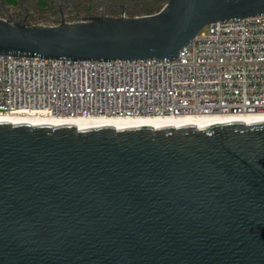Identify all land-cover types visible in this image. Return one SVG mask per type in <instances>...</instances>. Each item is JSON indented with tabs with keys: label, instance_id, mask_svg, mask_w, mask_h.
<instances>
[{
	"label": "water",
	"instance_id": "95a60500",
	"mask_svg": "<svg viewBox=\"0 0 264 264\" xmlns=\"http://www.w3.org/2000/svg\"><path fill=\"white\" fill-rule=\"evenodd\" d=\"M264 0H169L151 16L27 26L0 56L174 60ZM0 264H264V123L74 127L0 122Z\"/></svg>",
	"mask_w": 264,
	"mask_h": 264
},
{
	"label": "built area",
	"instance_id": "2783aa9c",
	"mask_svg": "<svg viewBox=\"0 0 264 264\" xmlns=\"http://www.w3.org/2000/svg\"><path fill=\"white\" fill-rule=\"evenodd\" d=\"M256 113L264 114V15L207 25L174 60L0 56V116L167 118Z\"/></svg>",
	"mask_w": 264,
	"mask_h": 264
},
{
	"label": "flooded vegetation",
	"instance_id": "af4514ba",
	"mask_svg": "<svg viewBox=\"0 0 264 264\" xmlns=\"http://www.w3.org/2000/svg\"><path fill=\"white\" fill-rule=\"evenodd\" d=\"M164 2L167 4L169 0H165ZM164 2L163 4H165ZM160 4V0H0V18L27 26H37L40 24L31 23L29 20L32 15V11L30 10L40 8L54 15L56 14L57 17L54 18L51 15L50 22L42 24L58 25L64 21L72 23L77 20L88 21L107 17L120 18L123 14L127 15L125 9L128 7L136 10L148 9L150 14H154L158 10H161ZM20 11L23 12L21 13ZM82 11L85 12V16L82 15L78 18V14ZM65 12H70V15H66ZM73 15H77L78 19L72 21L67 17ZM127 16L135 17L132 15Z\"/></svg>",
	"mask_w": 264,
	"mask_h": 264
},
{
	"label": "bare ground",
	"instance_id": "6f19581e",
	"mask_svg": "<svg viewBox=\"0 0 264 264\" xmlns=\"http://www.w3.org/2000/svg\"><path fill=\"white\" fill-rule=\"evenodd\" d=\"M0 122H9L14 125H48V126H74V127H178L199 125H225L243 123L245 125L264 123V114H247L237 116H185L161 118H56L42 115H2Z\"/></svg>",
	"mask_w": 264,
	"mask_h": 264
},
{
	"label": "rangeland",
	"instance_id": "374dc122",
	"mask_svg": "<svg viewBox=\"0 0 264 264\" xmlns=\"http://www.w3.org/2000/svg\"><path fill=\"white\" fill-rule=\"evenodd\" d=\"M165 0H160V3H161V6H162V8L165 6V5H167L166 3L165 4H163V2H164ZM133 4V3H132ZM30 11H32V15L30 16V22L31 23H35V24H42V23H46V22H50V20H51V15H53L52 17H54V18H57L56 17V14L54 15V14H52V13H49V12H47V11H44V10H41L40 8H37L36 10H30ZM125 11H126V14L127 15H131V13L133 12V11H137V12H139V11H142V10H135V9H133V8H131V7H128V8H126L125 9ZM15 12V11H14ZM17 12V11H16ZM21 13L23 12V11H20ZM113 12V11H112ZM119 12H121V11H119ZM66 13V15H70V12H65ZM72 13V12H71ZM75 13V12H74ZM12 14V13H11ZM85 14V12H81L80 14H78V18H80L82 15H84ZM142 14H150V11L148 10H144L142 13L140 12L139 13V15H142ZM1 16V15H0ZM85 16V15H84ZM70 20H72V21H75V20H77L78 18H77V15H73V16H71V17H69V16H67ZM81 20H84V19H81ZM76 22H79V20H77V21H75V22H72V23H76ZM61 24V23H60ZM59 25V24H58Z\"/></svg>",
	"mask_w": 264,
	"mask_h": 264
},
{
	"label": "trees",
	"instance_id": "16d2710c",
	"mask_svg": "<svg viewBox=\"0 0 264 264\" xmlns=\"http://www.w3.org/2000/svg\"><path fill=\"white\" fill-rule=\"evenodd\" d=\"M165 3V2H164ZM160 7H161V9H162V6H161V4H160ZM136 10V9H135ZM144 10H147L148 11V9H144ZM144 10H142V11H139V12H137V11H133L132 13H131V15L132 16H137V15H139V13L141 12H143ZM159 11V10H158ZM142 15H146V14H142ZM141 16V15H140Z\"/></svg>",
	"mask_w": 264,
	"mask_h": 264
}]
</instances>
